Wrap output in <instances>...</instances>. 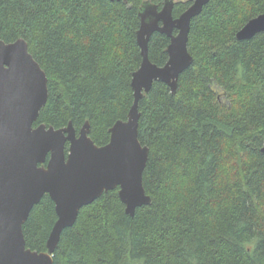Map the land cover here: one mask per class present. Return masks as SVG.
<instances>
[{
	"label": "trees",
	"instance_id": "1",
	"mask_svg": "<svg viewBox=\"0 0 264 264\" xmlns=\"http://www.w3.org/2000/svg\"><path fill=\"white\" fill-rule=\"evenodd\" d=\"M144 1L0 0V40L25 38L49 78L35 125L79 132L89 121L98 145L110 141L135 99ZM191 3L177 1L175 17ZM261 13L264 0H210L193 18L177 92L155 81L139 101L152 203L131 216L119 188L104 193L63 231L54 264H264V31L237 37ZM170 42L153 34L154 63H167ZM56 220L45 194L24 224L27 246L47 250Z\"/></svg>",
	"mask_w": 264,
	"mask_h": 264
},
{
	"label": "water",
	"instance_id": "2",
	"mask_svg": "<svg viewBox=\"0 0 264 264\" xmlns=\"http://www.w3.org/2000/svg\"><path fill=\"white\" fill-rule=\"evenodd\" d=\"M209 2L192 0L178 17L177 0H165L161 8L151 0L143 2L137 31L142 62L132 78L134 103L128 119L118 120L110 128V141L101 146L90 135L89 121L79 132L72 121L60 128L35 125L48 101V75L25 38L0 40V264H54L63 231L75 224L84 206L110 190L119 188L131 216L152 203L143 183L150 148L139 138V101L155 81L177 92L180 75L194 60L188 48L192 20ZM261 31L264 13L250 19L237 37L249 39ZM155 32L171 39L165 65L149 56ZM45 194L55 202L57 220L47 250L38 251L27 246L23 227Z\"/></svg>",
	"mask_w": 264,
	"mask_h": 264
},
{
	"label": "flooded vegetation",
	"instance_id": "3",
	"mask_svg": "<svg viewBox=\"0 0 264 264\" xmlns=\"http://www.w3.org/2000/svg\"><path fill=\"white\" fill-rule=\"evenodd\" d=\"M67 144H69V143H67Z\"/></svg>",
	"mask_w": 264,
	"mask_h": 264
},
{
	"label": "rangeland",
	"instance_id": "4",
	"mask_svg": "<svg viewBox=\"0 0 264 264\" xmlns=\"http://www.w3.org/2000/svg\"><path fill=\"white\" fill-rule=\"evenodd\" d=\"M177 1H179V0H177Z\"/></svg>",
	"mask_w": 264,
	"mask_h": 264
}]
</instances>
